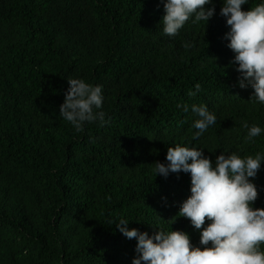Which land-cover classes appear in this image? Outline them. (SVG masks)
Returning <instances> with one entry per match:
<instances>
[{"label": "trees", "instance_id": "obj_1", "mask_svg": "<svg viewBox=\"0 0 264 264\" xmlns=\"http://www.w3.org/2000/svg\"><path fill=\"white\" fill-rule=\"evenodd\" d=\"M213 5L206 25L189 20L170 37L160 0H0V264H131L137 241L110 218L200 246L177 216L189 174L155 176L154 163L177 143L211 161L264 152V133L248 141L241 126L264 128V104L239 87L222 0ZM70 77L103 85L106 125L76 132L60 116ZM178 103L206 104L217 123L194 140ZM254 183L264 209V161Z\"/></svg>", "mask_w": 264, "mask_h": 264}, {"label": "clouds", "instance_id": "obj_2", "mask_svg": "<svg viewBox=\"0 0 264 264\" xmlns=\"http://www.w3.org/2000/svg\"><path fill=\"white\" fill-rule=\"evenodd\" d=\"M164 15L162 31L174 37L186 22H206L214 15L213 0H160ZM249 0H222L219 14L229 26L225 38L227 47L234 53L233 63L238 65L240 88L250 86L254 91L250 100L264 104V0L247 11L242 5ZM208 6V7H205ZM59 114L76 132L85 124L99 121L108 123L101 111L104 101L103 85L86 83L81 78H68ZM195 96L201 90L197 83ZM177 108L195 117L191 127L199 139L210 126L217 123L215 112L206 104H177ZM247 130L246 139L252 141L264 133L257 124L241 125ZM264 152L240 156L225 149L214 161L206 157L199 147H168L165 162L154 163V175L167 178L170 173H187L190 176V195L180 204L177 216L190 220L200 230L199 247L190 242L183 231L156 228L147 232L127 227L129 220L110 218L108 224L126 238H135L136 256L131 264H264V209L253 208L258 198L254 183ZM252 178V179H250ZM209 221L205 225V220ZM203 226V227H202Z\"/></svg>", "mask_w": 264, "mask_h": 264}]
</instances>
